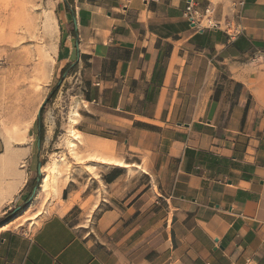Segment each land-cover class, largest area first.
<instances>
[{
  "label": "crops",
  "instance_id": "obj_1",
  "mask_svg": "<svg viewBox=\"0 0 264 264\" xmlns=\"http://www.w3.org/2000/svg\"><path fill=\"white\" fill-rule=\"evenodd\" d=\"M47 1L54 63L96 119L77 132L104 157L93 236L71 217L94 196L65 200L69 181L57 211L20 222L40 147L0 142V264H264V0H245L234 42L195 31L189 0ZM194 1L226 15L237 0ZM49 72L34 68L32 101Z\"/></svg>",
  "mask_w": 264,
  "mask_h": 264
},
{
  "label": "rangeland",
  "instance_id": "obj_2",
  "mask_svg": "<svg viewBox=\"0 0 264 264\" xmlns=\"http://www.w3.org/2000/svg\"><path fill=\"white\" fill-rule=\"evenodd\" d=\"M56 17V10L47 0H0V142L37 145L40 140L42 168L49 169L52 174V169L58 165V174L51 175L47 189L38 191V198L36 196L31 208L25 203L17 206L22 208L18 212L22 218L20 222L25 223L32 217V225L36 216L40 218L57 211L61 201L52 188L55 186L59 193L69 181L71 184L63 195L65 200L72 194L78 202L89 194L94 196L83 206L84 210L75 209L71 217L72 224L89 223L86 232L93 236L91 210L99 200L95 199L98 193H94L99 185L92 184L90 176L98 177L101 169L93 162L99 163L104 157L91 153L85 140L80 142L73 134L83 119H96L85 112L87 105L82 102L81 87L74 80L67 81V76L54 63V49L59 38ZM42 62L49 63L50 72L47 83L40 87L43 89L42 97L32 101L29 91L34 87L33 71ZM55 91H58L57 95L52 97ZM80 114L83 119H80ZM82 125L80 130H89V124L83 122ZM109 135L115 136L114 133ZM111 167H115L114 164ZM136 169L141 175V188L150 181V177L146 174V167ZM36 179L33 176L29 182L30 196Z\"/></svg>",
  "mask_w": 264,
  "mask_h": 264
},
{
  "label": "built area",
  "instance_id": "obj_3",
  "mask_svg": "<svg viewBox=\"0 0 264 264\" xmlns=\"http://www.w3.org/2000/svg\"><path fill=\"white\" fill-rule=\"evenodd\" d=\"M157 2L158 0H153ZM245 0H237L231 3L229 13L219 14V7L214 2H208L202 6L194 0H189L183 12V17L197 32H221L231 42L236 41L244 34L243 10Z\"/></svg>",
  "mask_w": 264,
  "mask_h": 264
},
{
  "label": "bare ground",
  "instance_id": "obj_4",
  "mask_svg": "<svg viewBox=\"0 0 264 264\" xmlns=\"http://www.w3.org/2000/svg\"><path fill=\"white\" fill-rule=\"evenodd\" d=\"M43 84V83H42ZM41 86V85H40ZM33 89V88H32ZM36 91V90H35ZM41 91V90H40ZM33 92V91H32ZM37 92V91H36ZM42 96V95H41ZM40 98V97H39ZM73 134L75 135V137L79 140L80 139V142L83 140V136L80 134V133H78L75 129L73 130ZM84 141V140H83ZM88 145V144H87ZM109 159V158H108ZM106 160V159H105ZM109 163H114V165H116L117 167H120V168H127V167H129V165H126L125 163H123V162H117V161H115V162H113V161H110V160H107ZM56 166V165H55ZM49 170V169H48ZM48 170L46 171V169L45 168H42V173H43V171H44V173H43V179H42V183H41V188H39V192L40 191H42L43 189H47L48 187H49V184H50V180H51V175H54L55 176V174H58L57 172H58V165L54 168V169H52V171L51 172H53L52 174L50 173V172H48ZM57 176V175H56ZM53 178V177H52ZM56 178V177H55ZM57 179V178H56ZM55 179V180H56ZM54 182V181H53ZM52 190H53V192L57 195V188L55 187V186H53V188H52ZM36 196H37V198H38V192H37V194H36ZM36 196H35V198H36ZM58 197V196H57ZM34 198V199H35ZM55 198V197H54ZM34 201V200H33ZM32 201V202H33ZM30 203V204H28V206L27 207H31L32 206V204L33 203ZM36 218H38L37 216H36ZM36 221V220H35Z\"/></svg>",
  "mask_w": 264,
  "mask_h": 264
},
{
  "label": "water",
  "instance_id": "obj_5",
  "mask_svg": "<svg viewBox=\"0 0 264 264\" xmlns=\"http://www.w3.org/2000/svg\"><path fill=\"white\" fill-rule=\"evenodd\" d=\"M43 108H44V105L41 107V109H40V111H39V113H38L39 118L41 117V114H42V110H43ZM38 145H39V147H40V140L38 141ZM42 179H43L42 164H40V165H39V169H38V177H37V179H36V186H35V188H34V190H33V193H32L31 198H30L29 201L27 202V205L30 204V203L34 200V198H35V196H36V194H37V192H38V190H39V188H40V186H41ZM21 210H22L21 207L18 208V209L15 211V214L18 213V212H20Z\"/></svg>",
  "mask_w": 264,
  "mask_h": 264
},
{
  "label": "trees",
  "instance_id": "obj_6",
  "mask_svg": "<svg viewBox=\"0 0 264 264\" xmlns=\"http://www.w3.org/2000/svg\"><path fill=\"white\" fill-rule=\"evenodd\" d=\"M57 92H58V91H55V92L53 93V96H52V97H56Z\"/></svg>",
  "mask_w": 264,
  "mask_h": 264
}]
</instances>
